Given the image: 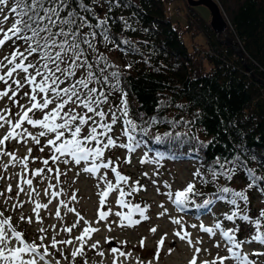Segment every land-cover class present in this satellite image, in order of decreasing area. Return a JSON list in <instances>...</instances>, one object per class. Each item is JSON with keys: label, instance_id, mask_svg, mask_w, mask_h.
<instances>
[{"label": "snow or ice", "instance_id": "6c2138e0", "mask_svg": "<svg viewBox=\"0 0 264 264\" xmlns=\"http://www.w3.org/2000/svg\"><path fill=\"white\" fill-rule=\"evenodd\" d=\"M129 8H135L132 0H0V49L5 46L12 49L0 58V85H3L0 88V100L7 99L10 104V107L0 109V129L4 130L0 136V180L17 181L15 197L11 195V183L7 184L4 191H0L5 204L4 210L0 211V264H89L86 259L89 250H96L101 258L105 256L99 242L89 243L90 234L98 231L94 227L84 226L76 236H72V233L77 224L61 228L51 225L50 235L48 229L40 227L38 240L29 241L25 233L13 223L12 213L24 207L25 202L19 199L21 194L28 197V202L34 203L32 211L38 222H42L41 210L48 209L53 200L58 205L56 218L63 219L60 211L62 207L65 215L74 213L78 217L77 223L84 221L80 212L70 206L77 200L76 194L64 190V185L68 183L66 178L73 168L79 169L75 173L76 178L81 173L95 175L97 188L101 184L106 186L98 193L100 220L107 219L111 212L110 209L103 210V205L114 188L119 191V204L133 209L128 214H114L122 218L119 226L124 227V221H127V226L140 224L139 219H133L134 214H139L143 220L149 218L145 215L147 207L125 204L124 197L137 193L140 188L130 184V178L122 175L112 160L105 158L106 150L116 147L134 152L142 143L138 134L147 132L130 115L127 92L121 86L123 73L101 50L112 45L116 49L127 46L129 52L138 51L131 40L121 39L113 32L117 22L121 24V33L125 29L133 32L137 30L124 15H114L115 10ZM136 14L133 12L132 16ZM10 20V26L5 28L4 25L9 24ZM126 67L130 68L131 65ZM116 93L120 95V102L111 104L110 96ZM138 116L143 120L142 114L138 113ZM118 122L123 137L120 143V137L114 139L112 135L113 127ZM30 128L38 130L33 132ZM29 140L42 154L47 148V157H32L30 160L32 148H28V155L23 157L9 150L13 141L27 145ZM201 147L204 145L201 144ZM37 161L42 166H38ZM250 162H256L260 168H264V157L252 152L241 141L234 151L214 156L204 171L197 169L193 173L194 181L188 183L186 188L165 193L184 213L195 197L203 195L196 188V180L201 185L209 186L215 185L221 178L230 183L234 176L243 172L249 181L243 190L227 185L218 186L212 192V198L195 204L198 214L201 210L211 214L218 202L232 206L233 210L225 214L223 220L217 219L212 226H199L210 237L219 234L227 255L220 256L217 253L212 256L207 249L197 246L201 241L193 240L191 232L185 227L183 216L172 218L171 222L177 228L175 237L192 249L188 264H198V260L199 264H226L228 261L232 264H259L258 259L252 257L264 256V252H253L250 257L243 250L245 244L264 246V231L261 230L264 210L255 219L247 214V191L255 188L264 192V175H258V168L251 167ZM17 166L19 173L7 174L9 168ZM102 169L105 171L101 172ZM109 171L115 174V185L108 179ZM35 178L46 184L44 194L48 197L47 203L39 201V192L33 186ZM75 183L74 179L72 184ZM135 183L138 185L139 181ZM152 183L155 185L157 181L153 180ZM164 183L167 185L166 181ZM157 191H160L159 187ZM10 202L11 207H8ZM6 212L9 214L6 215ZM166 213L167 209L160 212L159 216L163 217ZM18 220L29 225L33 222L32 217L23 214ZM223 221L247 222L254 226L255 233L250 239H237L239 225L226 229ZM190 227L195 229L197 224H191ZM150 231L155 233L157 229L153 227ZM61 232L67 238H58ZM165 236L160 238L154 249L153 258L157 261L164 252ZM107 242L111 243V240ZM143 244L142 239L141 246ZM214 246L220 248V241H216ZM172 251V248H168L167 254ZM202 252L210 258L200 259ZM110 254L112 264H127L132 258V253L123 250L121 243L113 245ZM137 264L142 262L138 260ZM147 264H151V261Z\"/></svg>", "mask_w": 264, "mask_h": 264}, {"label": "trees", "instance_id": "16d2710c", "mask_svg": "<svg viewBox=\"0 0 264 264\" xmlns=\"http://www.w3.org/2000/svg\"><path fill=\"white\" fill-rule=\"evenodd\" d=\"M165 1L132 0L135 8L114 11L115 16L128 18L137 30L125 29L121 33L117 22L113 32L121 39L131 40L138 51L109 45L120 56L114 59L108 48H101L123 73L121 86L127 92L131 117L139 127L147 129L145 134H138L142 139L140 146L153 161L191 158L201 171L214 156L234 151L241 141L264 157V82L256 78H264V0H217L228 19L226 33L238 39L249 70L235 49L216 37L213 27L194 5L185 1L183 19L178 20L166 11ZM133 12L137 14L132 16ZM10 23L11 20L8 26ZM189 23L191 27L185 29ZM185 30L202 32L207 51L201 53L203 47L198 43L188 47L181 35ZM129 64L131 67H126ZM119 102L118 93L110 96V103ZM112 135L115 139L114 131ZM250 166L258 168V175H264V168L256 162H250ZM248 183L243 172L230 183L223 178L211 186L198 182L196 188L203 195L195 197L194 202L212 198L218 186L243 190ZM247 193L251 196L247 214L255 219L264 204L256 206L251 198L258 196L264 201V192L253 188ZM141 196L138 200H145ZM217 204L224 207L225 214L233 210L224 202ZM230 224L239 225L236 235L241 236L243 222ZM261 230L264 231V224Z\"/></svg>", "mask_w": 264, "mask_h": 264}, {"label": "rangeland", "instance_id": "374dc122", "mask_svg": "<svg viewBox=\"0 0 264 264\" xmlns=\"http://www.w3.org/2000/svg\"><path fill=\"white\" fill-rule=\"evenodd\" d=\"M185 1L186 0H166L165 9L174 19L182 20L185 13ZM194 6L200 14L206 17V21L210 22V13L207 6L202 3L195 4ZM189 24V26L184 28L189 29L191 27V23ZM220 34L222 35V33ZM181 35L188 47H192L194 43H198L201 47H203L201 48V53H203V51H207V48H209L205 42L203 33L200 31L195 30L190 32L189 30H185L181 32ZM232 38L238 43L237 38ZM11 51L12 49L8 46L0 49V58ZM108 53L114 59L120 58L118 53L112 48H108ZM246 69L249 70L250 67ZM2 87L3 85H0V88ZM5 107H10L7 99L0 100V109ZM13 111H15V109H13ZM30 130L35 132L38 129L30 128ZM113 131L115 133V138L120 137L118 143H120L121 140L123 142V137L121 136V127L119 124L114 126ZM3 134L4 130L0 129V136ZM42 143H44L43 139ZM28 148H32V153L29 156L30 160L32 157H40L41 159L47 157V148L42 154L37 150V147L31 142V140L28 141L27 145L23 143H17L15 141L9 145V150L15 151L19 157L28 155ZM105 158L112 160L113 164L117 167V170L120 171L122 175H127L130 178V184L140 188V191L137 193H134L131 196H126V199H124L125 204H139L141 207H147L145 215H147L149 218L147 220H143L139 214H134L133 219H139L140 224L127 226V221H124L125 226H119L122 218L117 217L114 214L116 212L128 214L133 212V209L127 206H121L119 204V191L114 188L105 199V204L103 205V210L107 211L110 209L111 212L107 219L100 220L98 217V209L101 206L99 204L98 193L100 189L105 188L106 186L101 184L100 188H97V180L95 175L88 176L81 173L80 177L76 178L75 173L79 171V169L73 168L66 178L68 183L64 185V190L70 194H76L77 200L70 206L75 207L76 210L80 212V214L84 217V221L77 223L78 217H76L74 213H68L65 215V209L62 207L60 208V211L63 219L61 220L56 218L55 211L58 205L56 201L53 200L48 209L41 210L42 222H38L35 218V214L32 211L34 208V203L28 202V197L21 194L19 199L25 202L24 207L22 209L16 210L14 213H12V216L13 223L18 226L19 230L25 233L26 239L29 241L38 240V230L40 227L48 229L50 235L51 225H56L57 228H61L63 226L77 224V228L74 229L72 233V236H76L80 234L84 226H91L98 229V231L90 234L91 239L89 243L99 242L100 249L105 252V256L101 258L96 254V250H89L86 257V259L89 261V264H112L110 248L117 243L122 244L123 250L132 253V258L127 261V264H137L138 260L142 262V264H147L148 261H151V264H188V261L192 256V249L186 242L177 240L174 235V232L177 230V228L171 222L172 218L183 216L185 227L191 232L193 240L201 241V243L197 244V246L201 247L202 249H207L212 256H215L217 253H219L220 256L227 255L224 247V241L219 236V234H217L215 237H210L209 234L203 233L199 227L201 224H203L205 227L214 225V220L218 216L220 217V220H223L224 207L219 206L218 208H215L214 206L211 214L197 213L195 215V213H193L190 209H187L186 212L182 213L179 207L169 200L165 194L169 190L173 192L183 190L186 188L189 182L194 181L193 173L197 170V164L193 159L178 157L172 160L168 159L162 162L160 161L155 165V163L146 160V155L142 154L139 149H136L134 152L127 153V149H122L119 147L106 150ZM36 164L38 166H42L39 165V161H37ZM29 167L32 168L33 165L30 164ZM61 167L63 168V166ZM103 171L105 170L102 169L101 172ZM17 173H19L18 166L16 168H9L7 174L13 175ZM145 173H147V175H144ZM74 179L76 180V183L72 184ZM108 179L111 180L114 185L116 184L114 173L109 171ZM153 180L157 181L155 185L152 183ZM136 181H139L138 185L135 183ZM165 181L167 182V185L164 183ZM198 182V180L195 181L196 184ZM8 183L12 184L13 192L11 195L15 197L17 183L16 179L0 180V191H4ZM168 185H170V188ZM33 186L39 192V201L41 203H47L48 197L44 194L46 184L44 182H39V178H35ZM158 187L160 188L159 192L157 191ZM141 194L145 195V200H138L140 199ZM247 194L250 198V194ZM134 198L137 199L134 200ZM251 201L256 206H261L264 204V201L258 196L251 198ZM161 205H163V207H161ZM8 207H11V202L9 203ZM4 208V197H0V211H3ZM165 209H167V213L163 217L159 216V213ZM5 214L8 215L9 213L6 212ZM21 214H23L25 217H32V224L29 225L26 222H20L18 217ZM191 224H197V228H191ZM223 226L226 229L229 228L227 225ZM153 227L157 229L155 233L150 231V229ZM252 227V225L244 222L243 232H246V234L249 235L247 232L252 230ZM165 233L167 234L166 236ZM162 236H165V245L163 246L164 252L159 261H157L153 258L154 249L158 246V242ZM58 238H67V236L61 232ZM245 238L246 236L242 237L241 239ZM142 239L144 240L143 246H141ZM246 239H250V237L248 236ZM108 240H111V243H108ZM216 241H220V248L214 246ZM168 248L173 249L171 254H167ZM243 250L249 253L251 257L253 252H264V246L258 245L256 243L245 244L243 246ZM209 258L210 257L208 255H205L203 252L201 253L200 259ZM252 258L258 259L259 264H264V256ZM62 264H64V262H62ZM226 264H232V262L228 261Z\"/></svg>", "mask_w": 264, "mask_h": 264}, {"label": "water", "instance_id": "95a60500", "mask_svg": "<svg viewBox=\"0 0 264 264\" xmlns=\"http://www.w3.org/2000/svg\"><path fill=\"white\" fill-rule=\"evenodd\" d=\"M187 2L191 5L202 3L207 6L209 13H210V24L213 27L216 37L221 41L230 44L242 61L245 63L246 68L249 66L245 62L244 52L242 47L240 46L239 42L237 43L232 36L228 35L225 32V23H227V19L222 13L220 5L217 0H187ZM222 33V35L220 34ZM255 76V75H254ZM256 77V76H255ZM257 79L264 82V78L256 77Z\"/></svg>", "mask_w": 264, "mask_h": 264}, {"label": "bare ground", "instance_id": "6f19581e", "mask_svg": "<svg viewBox=\"0 0 264 264\" xmlns=\"http://www.w3.org/2000/svg\"><path fill=\"white\" fill-rule=\"evenodd\" d=\"M223 13V12H222ZM225 27H227V23H225ZM225 29V32H226V28H224ZM241 46V45H240ZM244 52V51H243Z\"/></svg>", "mask_w": 264, "mask_h": 264}]
</instances>
